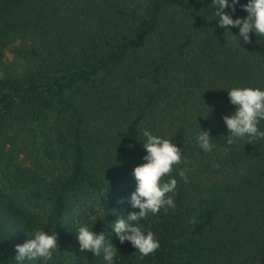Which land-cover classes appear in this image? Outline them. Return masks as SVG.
I'll return each mask as SVG.
<instances>
[{"label": "trees", "instance_id": "16d2710c", "mask_svg": "<svg viewBox=\"0 0 264 264\" xmlns=\"http://www.w3.org/2000/svg\"><path fill=\"white\" fill-rule=\"evenodd\" d=\"M210 2L0 0V167L23 154L32 195L49 205L0 196V264H16L14 245L37 229L56 232L58 253L23 264H105L78 250L80 225L105 232L115 264H264V137L228 143L221 119L234 111L228 89H264V42L238 44ZM245 15L237 6L233 18ZM145 128L182 158L161 178H175V206L139 222L159 241L142 257L110 223L138 211L128 196Z\"/></svg>", "mask_w": 264, "mask_h": 264}, {"label": "clouds", "instance_id": "9594fccd", "mask_svg": "<svg viewBox=\"0 0 264 264\" xmlns=\"http://www.w3.org/2000/svg\"><path fill=\"white\" fill-rule=\"evenodd\" d=\"M210 4L215 15L212 20H215L216 26L224 29V33L236 37L238 44L240 41L245 44L264 42V0H246V3H240V0H211ZM237 6L246 13L244 17L233 18ZM231 28H236L237 34L233 35ZM227 97L228 103L234 106V111L221 116L227 129V142L232 143L235 139L245 137H264V130L258 127L264 121V89L232 87L227 90ZM141 136L143 139L138 142L144 149L141 157L143 163L132 169L134 190L128 196L131 208L138 211H129L124 217L117 218L110 223V228L119 243L129 242L143 257L155 252L159 248V241L152 231L144 230L139 222L149 214H157L162 208L175 206L172 195L168 194L175 193L176 180L169 177L167 182H163L161 178L170 173L172 166L180 163L182 157L181 149L171 139L154 135L146 128L141 130ZM196 142L201 150H212L209 130L199 128ZM27 237L30 238L14 245L16 264L37 258L47 261L57 251L56 232L50 234L37 229ZM75 239L80 252L102 255L105 264H115L117 249L106 240L104 231L97 233L87 225H80Z\"/></svg>", "mask_w": 264, "mask_h": 264}, {"label": "rangeland", "instance_id": "374dc122", "mask_svg": "<svg viewBox=\"0 0 264 264\" xmlns=\"http://www.w3.org/2000/svg\"><path fill=\"white\" fill-rule=\"evenodd\" d=\"M14 60L9 52L6 50L3 55L2 64L4 66H12ZM8 148L7 144L5 145ZM10 147V146H9ZM30 160L23 154H15L12 163H4L0 167V196L4 200L15 202L16 204L23 203L30 211L44 214L47 212L49 205L42 199L38 201L32 195V185L30 184L27 170L31 169ZM90 220H95L96 215H91ZM58 253L53 252L51 262L55 259ZM47 260V261H49Z\"/></svg>", "mask_w": 264, "mask_h": 264}]
</instances>
